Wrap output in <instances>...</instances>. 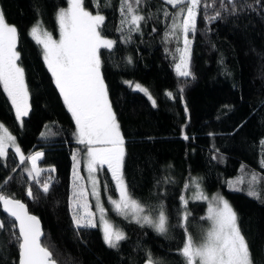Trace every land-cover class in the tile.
<instances>
[{
  "label": "trees",
  "instance_id": "trees-1",
  "mask_svg": "<svg viewBox=\"0 0 264 264\" xmlns=\"http://www.w3.org/2000/svg\"><path fill=\"white\" fill-rule=\"evenodd\" d=\"M206 2L209 7H201L194 37L191 34L192 75L184 79L175 72L181 43L175 38L164 39L172 19H165L163 10L175 12L171 5L162 0H142L138 12L145 20L140 31L132 32L126 41L127 25L124 32L118 30L121 0H110L108 6L100 0L99 9L95 0H84L86 10L93 14L99 11L105 17L102 35L116 42L111 50L103 49L100 54L109 100L125 139L124 178L149 214L157 217L164 210L168 218V232L160 235L112 215L127 239L117 248H108L111 264H146L149 255L155 264H183L178 249L185 236L192 234L198 239L209 227V222L202 219L207 215V204L188 198L194 179L206 195L218 193L229 202L253 264H264V181L258 185L260 199L247 195L251 173L264 176V0ZM66 7L67 0H0L7 23L18 29L19 63L27 85L42 93L48 106L35 134L26 138L25 126L32 117L21 126L0 86V123L18 140L24 139L26 157L42 152L40 167L54 169L43 172L37 184L9 150L7 159L0 160V184L4 195L23 202L40 219L42 242L57 264H89L71 238L77 228L72 219L73 151L87 149L76 142L74 119L63 97L51 87L53 77L42 47L30 35V29L40 21L58 38L57 13ZM216 12L220 16L209 22L206 17ZM129 82L146 87L156 106L128 87ZM168 92L173 94L171 98ZM103 174V187L106 183L116 198L108 172L104 170ZM49 175L50 189L44 194L41 184ZM8 177L11 179L3 183ZM241 180L243 183H239ZM231 186L242 191H234ZM29 187L32 198L27 195ZM182 196L189 200L186 230L180 221ZM0 221L4 224L0 230V264H13L18 259L13 232L18 235V229L11 228V220L2 210ZM79 229L82 233L86 230Z\"/></svg>",
  "mask_w": 264,
  "mask_h": 264
},
{
  "label": "snow or ice",
  "instance_id": "snow-or-ice-1",
  "mask_svg": "<svg viewBox=\"0 0 264 264\" xmlns=\"http://www.w3.org/2000/svg\"><path fill=\"white\" fill-rule=\"evenodd\" d=\"M142 0H121L120 14L121 32L127 25L130 40L132 32L140 31V24L145 16L139 14L138 8ZM166 5H171L175 12L163 10L165 19L171 17L172 23L164 33V39L170 41L175 38L177 43L182 40L183 47L178 48V62L175 64L176 74L187 79L190 72V45L189 33L196 32L197 17L200 9L209 7L206 0H162ZM110 0H105V6ZM67 7L61 8L57 13L59 27V39H54L52 34L43 28L42 22L37 21L30 29V35L34 41L42 46L44 62L54 78L56 88L63 97V102L71 113L76 126V142L87 149V171L91 182V195L95 197V207L99 212V224L102 225L103 240L110 248H117L121 241L127 239L126 234L117 228L108 218L100 195V181L97 173L105 166L111 173L112 180L118 192V199L108 197L112 205V211L130 222L152 227L160 234L168 231V218L160 211L157 218L145 215V207L136 199L129 190L124 178L123 162L125 157V139L120 130L109 100L107 86L102 74L101 49L111 50L115 41L102 35L105 17L93 14L84 7V0H67ZM95 7H101L100 0H95ZM220 12L207 16V20L218 18ZM19 42L18 29L9 25L0 9V86H2L15 116L23 124V117L31 110L30 93L25 78V72L20 65V53L17 50ZM129 62H131L129 58ZM130 83V82H129ZM130 86L131 83H130ZM135 90L143 92L151 100L153 106L156 101L148 90L139 84L134 85ZM183 92V88L179 89ZM171 98L173 94L168 92ZM186 107V106H185ZM46 133H42V136ZM187 135L184 139H187ZM264 145V142H262ZM9 147L19 156L20 164L28 160L31 167L27 169L28 177L40 184V173L46 171L37 166V161L43 156L42 152H36L26 157L16 143V138L8 128L0 123V160H6ZM72 184V219L77 228L97 227L96 213L91 210L88 201V191L79 175V156L74 155ZM264 167V159L261 160ZM54 171V169L48 170ZM243 171V169H242ZM6 178L3 183H7ZM51 177L41 184L44 194L50 189ZM264 181V176L253 172L249 181L247 195L260 199L258 185ZM243 183V180L239 181ZM192 199L207 202V215L202 219L207 220L210 226L206 229L200 241H194L191 234L185 236L178 254L183 258V264H253L252 253L248 243L241 233L237 214L232 206L222 196L216 195L209 198L200 187L197 180H192ZM189 185L185 186L187 191ZM233 190H240L233 187ZM27 195L32 198L31 187L27 189ZM184 211L180 213V221L185 230L189 219L187 205L189 200L181 197ZM0 210L7 214L11 220V228H18V235L13 232L18 242V259L13 264H57L53 253L42 242L44 235L39 219L28 212L26 205L12 196L3 194L0 184ZM4 227L0 221V230ZM147 264H155L149 255ZM256 264H260L257 261Z\"/></svg>",
  "mask_w": 264,
  "mask_h": 264
},
{
  "label": "rangeland",
  "instance_id": "rangeland-1",
  "mask_svg": "<svg viewBox=\"0 0 264 264\" xmlns=\"http://www.w3.org/2000/svg\"><path fill=\"white\" fill-rule=\"evenodd\" d=\"M191 34L192 33H189V39L192 40V43L190 45V60H191L192 48H193V38H192ZM54 39H57L58 40L59 37L58 38H54ZM180 43H181V46L179 48H182L183 47L182 40L180 41ZM18 46H19V42H18ZM17 50H18V47H17ZM101 50H103V49H101ZM101 50H100V52H101ZM177 53H178V57H179V52L177 51ZM127 84H128V87H130L133 91L138 92V93H141L146 98H148V96H146L143 92H140L138 90H135L134 85L139 84V83H131L132 86H130V83H127ZM50 85L55 90V92H58L59 93V90L56 88V85H55V82H54V78L52 80H50ZM139 85H141V84H139ZM141 86L144 87L143 85H141ZM144 88H146V87H144ZM28 89H29V93H30L31 110H30V112H29V114L27 116L23 117V124L22 125H24L25 119H28V118H31L32 117V121H30V123L28 124V126H25V129H26V138L27 137H30V136H33L35 134V132H36L35 127L40 122V120H42L44 114H46L47 111H48V106H47V103L45 102V96L42 93H39L36 89L33 90V88H32V90H31L29 88V86H28ZM148 92L152 96V94H151V92L149 90H148ZM152 98L154 99L153 96H152ZM41 101H43V102H41ZM149 101L151 102V100H149ZM155 106H156V104H155ZM18 122L21 125L20 121H18ZM23 141H24V139L18 140L16 138V143L19 145V147L21 148V151L22 152H23V149H22V143H23ZM80 146L85 147L84 145H80ZM9 150L14 151V149L11 148V147H9L8 152H9ZM23 154H24V152H23ZM74 155H78L79 156V165H78L79 175L84 178L83 182L86 185L85 188H86V190L89 193V195H88V201H89V204L91 205V210L96 213V217H97V227L90 228V229L86 228V230H85L84 233L81 232V229L76 228L72 232V234H71L72 241H73L75 247L80 251V253L89 262V264H111L110 263V260H109V257H108V248L109 247L105 244V242L103 240L102 225H100L99 222H98L99 221V212H98L97 208L95 207L96 200H95V197H93L91 195L92 185H91V182L88 179V171H87V150H86V152H83V151L80 152V150H75V151H73V156ZM83 156H84V158H83ZM17 157L19 159V156L18 155H17ZM42 157L37 161V166L39 168H41V169H45L46 170V171H43V172H48V170L53 169V168H42V167H40L39 162L42 159ZM84 163H85V166L82 167V165ZM23 165H24V168H23L24 173L28 176L27 169H29L31 167V163H30V161L26 160L25 161V164H23ZM104 170H106L108 172L109 178L111 180V186L113 187L114 191L117 194L116 199H118V192H117L116 187H115V182L112 180L111 173L107 170V167L105 166V168L103 170L98 171L97 178L100 181V186H99L100 187V195H101V200L103 202V205H104L105 209L107 210V216H108V218L110 219V221L115 226H116V224L114 222V219H113L112 215H114V216H116L118 218H121V219H123L125 221L130 222L129 219H124L123 217L117 215L114 211H112V205L108 201V197L111 196L110 190H109V186L105 183V187H103V185L101 183L102 175H104L103 174L104 173ZM43 172L40 173V176L42 175ZM49 177H51V176L49 175L48 178ZM107 186H108V188H107ZM242 186L243 185H241L240 187H242ZM236 188H237V186H236ZM230 189L233 190V186H231ZM234 191H236V190H234ZM238 191L241 192L242 190H238ZM192 193H193V188H192V192L190 193V197H188V198H190L193 201V199L191 198L192 197ZM216 195L222 196V195H220L218 193H214L213 195H209V196L207 195V196L209 198H211V197H214ZM194 201H199L200 202V200H194ZM202 202H204V203L207 204V202H205V201H202ZM162 211L166 215L165 211L164 210H162ZM144 214L145 215L152 216L151 214H149L147 212L146 208H145ZM152 217L155 219L158 216L157 217L152 216ZM131 223H135V222H131ZM135 224H137V223H135ZM138 225H140V224H138ZM209 226H210V223H209ZM144 227H148V228L154 230L152 227H149L147 225H145ZM154 231L156 233H158L156 230H154ZM205 231H206V229L201 231V233L199 234L198 239L194 238L193 235L191 234L192 237H193V240L194 241H197V242L200 241L201 238H202V236L204 235ZM158 234H160V233H158ZM165 234H167V233H165ZM165 234H160V235H165Z\"/></svg>",
  "mask_w": 264,
  "mask_h": 264
},
{
  "label": "water",
  "instance_id": "water-1",
  "mask_svg": "<svg viewBox=\"0 0 264 264\" xmlns=\"http://www.w3.org/2000/svg\"><path fill=\"white\" fill-rule=\"evenodd\" d=\"M26 207H27V205H26ZM27 210H28V212H29V209H28V207H27ZM30 213V212H29ZM6 216H7V214L6 213H4ZM31 214V213H30ZM8 217V216H7ZM9 218V217H8ZM10 219V218H9ZM39 219V218H38ZM39 221H40V219H39ZM40 226H41V229H42V231H43V226H42V223H41V221H40ZM18 229V228H17ZM41 239H43V237L41 238Z\"/></svg>",
  "mask_w": 264,
  "mask_h": 264
}]
</instances>
